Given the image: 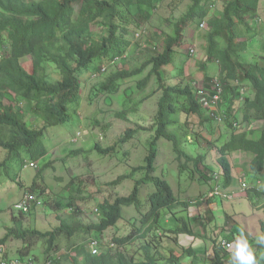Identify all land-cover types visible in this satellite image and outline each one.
I'll return each mask as SVG.
<instances>
[{
  "label": "trees",
  "instance_id": "trees-1",
  "mask_svg": "<svg viewBox=\"0 0 264 264\" xmlns=\"http://www.w3.org/2000/svg\"><path fill=\"white\" fill-rule=\"evenodd\" d=\"M261 1L224 0L219 14L210 17L213 10L211 6L216 0H191L186 14L172 25L171 34L160 41L153 39L151 46L155 50L158 47L160 51L156 50L144 65L136 69L122 66L106 73L108 66L118 65L125 59L131 47L129 33L133 29L138 31L141 20L151 18L164 0H0V149L6 152L7 159H16L24 154L36 161L46 155L47 151L43 147L45 130L70 121V110H79L89 78L100 77L93 87L94 96L103 94L109 98L118 95L124 83L140 78L148 67V73L135 82V89L143 90L153 77L158 90L162 91L157 102L154 135L148 142L143 165L132 168L130 173L116 180L133 179L143 173L142 177L134 181V187L127 196H117L112 201L104 200L98 204L93 211L98 215V220L86 225L78 218L81 211L73 207V202L69 200L61 208L69 211L68 216L58 217L59 226L53 231L41 233L23 225L15 226L9 229L0 244L4 245L11 237L23 242L39 237L47 239L46 253H50L57 250L55 241L58 237L71 238L76 234H84L90 236L87 242L74 245L60 257L47 255L45 264H232L230 253L221 247L220 237L215 234L209 238L210 248L204 247L202 252L192 245H180V235L200 240L193 225L202 226L203 229L204 225L197 221L198 218L189 217L187 210L190 204L179 200L169 184L154 175L157 141L160 139L172 144L179 162V173L184 171L189 162L196 171L200 165L204 167L203 156L191 157L182 150L187 135L179 132L176 136L169 131L177 126L179 112L185 114V123L191 115L206 122L212 121L205 116L189 86L166 83L164 69L174 65L175 48H180L183 43V32L187 25L194 23L200 27L204 22L208 29L203 36L205 60L216 64V75H206L204 83L207 86L217 77L223 84L220 109L226 115L224 123L231 129L228 138L215 149L217 174L214 177H222L223 188L231 186V157L235 153L251 155L252 169L261 173L264 169V128L257 134L252 130L254 122H264V37L261 43H257L258 35L262 34L257 29L262 20L260 11L264 13ZM137 31L139 35L141 31ZM26 57L30 61L22 65L21 60ZM47 65L54 68L57 79L48 77ZM236 81L239 85L249 86V97L241 99ZM153 93L143 98L147 99ZM131 99L132 96L128 94L126 98L122 97V111L130 107L137 109L142 102L138 100L133 104ZM233 102L236 107H232ZM229 103V109L224 111L223 105ZM233 113L241 115L243 129L233 126V123H237ZM136 133L135 129H128L114 144L102 147L94 143L90 151L101 156L115 155L118 145H124ZM81 134V131H77L71 143H77ZM196 136L194 142L198 144L199 137ZM76 152L69 151V155L75 156ZM182 158L184 163H181ZM2 165L4 163L0 162V168ZM204 168L210 172L209 168ZM201 179L204 180L205 176ZM211 179L212 176L209 181ZM148 184L155 189L148 196V210L140 212L138 222L131 224L128 234L111 239V244L119 250L133 242H140L136 258L116 249L112 252L108 246L103 247L102 235L117 227L122 208L134 206L138 210V189ZM215 186L213 184L212 189ZM45 193L46 189H41L39 194L33 191L25 193L32 194L40 204L30 203L27 212L14 207L20 213V220L44 205L40 195ZM201 202L200 199L195 201L197 206ZM212 211L208 210L210 215ZM12 221L19 220L13 218ZM237 230V233L227 237L230 238L229 242L241 236ZM93 244H96L98 254L92 253ZM27 248L23 246L22 249ZM1 252L4 250L1 249ZM22 254L27 255V251H20L19 258L10 259L4 252L0 264H13L14 261L18 264H36L33 259Z\"/></svg>",
  "mask_w": 264,
  "mask_h": 264
},
{
  "label": "rangeland",
  "instance_id": "rangeland-1",
  "mask_svg": "<svg viewBox=\"0 0 264 264\" xmlns=\"http://www.w3.org/2000/svg\"><path fill=\"white\" fill-rule=\"evenodd\" d=\"M175 2L178 4L176 5ZM221 3L211 10L210 17L219 14ZM190 6L191 0H164L151 18L141 20L138 31L133 29L129 33L131 47L125 59L118 65L108 66L106 73L122 66L136 69L144 65L150 56L159 50L158 47L155 50L151 46L153 39L160 41L166 35L171 34L172 25L186 14ZM261 6H264V0L261 1ZM260 15L262 20L259 21L257 29L258 33L262 34L258 35L257 43H261L264 37V13L260 11ZM206 29V26L200 28L194 23L187 25L183 32V43L180 48H175L174 65L164 69L166 83L181 87L191 86L193 83L199 85L204 82L206 75L212 77L216 75V64L205 60L203 36L208 30ZM136 31L141 32L138 35ZM190 49L195 51L194 55L190 54ZM29 61L30 58L26 57L21 60V64L25 65ZM148 71L149 68H145L140 78ZM47 75L53 79L58 78V74L50 65H47ZM140 78L134 82L124 83L118 95L109 98L103 94L94 96L93 87L99 82L100 77L89 78L83 91L79 110L74 111L75 108L70 110V121L45 130L43 147L47 154L36 161L24 154L16 159H7L6 152L0 149V162L4 163L0 168V240L9 229L15 226L23 225V227L34 228L41 233L53 231L59 226L58 217L68 216L69 211L61 208L69 200L73 202V207L81 211L78 218L84 225L95 222L98 220V215L93 211L98 204L104 200L112 201L117 196H127L132 191L134 181L142 177L143 173L134 176L133 179H123L117 182L116 180L121 175L130 173L132 168L143 165L148 142L154 135L157 102L162 93L158 90L153 77L143 90H136L135 82ZM243 86L245 87L244 96L249 97L251 95L249 86L245 84ZM152 91H154L152 96L147 99L143 98ZM126 94L132 96L133 104L138 100L142 101L137 109L130 107L122 111L120 101L122 97L126 98ZM232 105L236 107L234 102ZM239 105L238 107L241 106ZM229 106L230 103L225 104L222 109L227 111ZM233 116L237 122L236 128L243 129L241 115L233 113ZM177 118V126L170 128L169 131L176 136L179 132H184L187 138L182 145V150L191 157L203 156L204 165H202L210 170L209 172L200 165L199 170L196 171L191 162H186L184 171L179 173V162L176 160L172 144L163 139L157 141L154 175L164 179L179 200L189 203L190 208L187 210L189 217L198 218L197 221L204 225L203 229L202 226L192 223L193 230L201 237L200 240L180 235L178 237L180 245H192L194 249H201L200 252H202L204 247L210 248L209 238L213 234L219 236L220 241L229 242L230 238L227 237L237 233L236 230L239 229L238 233L243 235L253 248L258 264H264V247L256 243L257 235L264 233V169L261 173L255 172L250 165L252 156L249 154H232L231 186L223 188L222 177L218 175L217 181L214 177V174H217L214 160L215 149L228 138L231 129L224 121L221 124L214 121L206 122L194 115H191L185 123L186 116L180 112ZM263 128L264 122H254L252 125V130L256 134ZM128 129H135L137 133L124 145H118L116 156L114 154L101 156L90 151L94 143L102 147L114 144ZM77 131H81L82 134L77 143L73 144L71 139ZM196 135L199 137L198 144L194 142ZM69 151H77V154L70 156ZM124 152L125 157L123 158ZM31 162L36 165L35 168L28 167ZM184 162L182 158L181 163ZM199 172L201 177L205 176L204 180L201 179ZM211 176L213 179L209 181ZM109 183L115 184L110 185ZM213 184H217L220 189L227 190L232 195L231 200L210 198L211 201L208 199L209 201H203L200 206H197L195 201L208 195ZM241 184H244L246 188L243 189ZM41 189H46V195H40L44 205L30 215L24 216V220H20V213L14 208L15 205L20 202L26 192L33 191L39 194ZM138 190L139 211L134 206L122 208L121 219L117 227L107 230L101 237L103 247H110L112 252L119 249L111 244V239L130 232L131 224L138 222L140 212L145 213L148 210V196L155 191L150 184L141 185ZM211 209L213 210L212 215L208 212ZM13 218L19 221L14 222ZM169 221L173 222L171 219ZM89 238L90 236L84 234H76L71 238L58 237L55 241L58 245L57 250H52L50 253H46L47 239L39 237H33L24 242L11 237L4 245L0 244V248L10 259L19 258L20 251L22 253L27 251V255L22 254L23 257L33 259L36 264H45L47 255L60 257L69 252L74 245L87 242ZM23 246H28V248L22 249ZM139 246L140 242L136 241L119 251L135 257ZM1 249L0 259L4 256ZM228 252L231 256L232 250Z\"/></svg>",
  "mask_w": 264,
  "mask_h": 264
},
{
  "label": "built area",
  "instance_id": "built-area-1",
  "mask_svg": "<svg viewBox=\"0 0 264 264\" xmlns=\"http://www.w3.org/2000/svg\"><path fill=\"white\" fill-rule=\"evenodd\" d=\"M224 0H216V3L214 5L211 6V8H214L217 4L223 2ZM206 26V24L203 22V24H201L200 28H204ZM190 54L194 55L195 51L193 49H190ZM94 77V76H93ZM235 85L238 88V92L241 95V99H244V92H245V87L243 85H239L238 81L235 82ZM189 87L192 89V91L195 94V98L197 99L198 103L201 106L202 111L204 112L205 116L208 117L209 119H211L212 121L221 124L224 120H226V115L225 113L220 109V104L222 103L223 100V95H224V89H223V84L221 83V81L215 77L213 78L210 83L206 86L205 83H201L199 85H197L196 83H193L191 86L189 85ZM233 126L236 127L237 123H233ZM189 141L191 142V140L189 139ZM26 167V166H25ZM28 167H33L35 168L36 165L31 162L28 164ZM217 179V177H216ZM242 188L245 189L246 186L244 184H241ZM215 196H218L222 199L225 200H231L232 195L225 191L220 189L217 184L216 186L212 189V191L208 194L205 195L204 197L200 198V201H207L210 198H213ZM35 202L37 205H39L40 203L37 201V199L34 198V196L32 194H25L22 199L20 200V202L15 205V208L22 210L24 212H27L29 209V204ZM95 212H97V210H95ZM221 247L226 250V251H230L231 249H229L228 245L231 243H228L226 240H221L220 241ZM92 249V253L94 254L95 252H97L98 254V248L96 246V244H93L91 246ZM12 264V263H10ZM13 264H18V262L14 261Z\"/></svg>",
  "mask_w": 264,
  "mask_h": 264
},
{
  "label": "clouds",
  "instance_id": "clouds-1",
  "mask_svg": "<svg viewBox=\"0 0 264 264\" xmlns=\"http://www.w3.org/2000/svg\"><path fill=\"white\" fill-rule=\"evenodd\" d=\"M256 243L264 247V233L257 235ZM228 247L232 250V264H258L253 248L243 235L237 237L231 244L228 245Z\"/></svg>",
  "mask_w": 264,
  "mask_h": 264
}]
</instances>
